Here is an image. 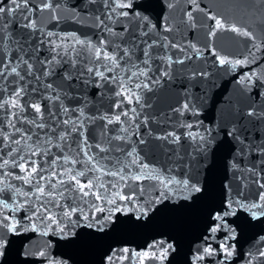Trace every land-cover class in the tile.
<instances>
[{
  "label": "water",
  "instance_id": "obj_1",
  "mask_svg": "<svg viewBox=\"0 0 264 264\" xmlns=\"http://www.w3.org/2000/svg\"><path fill=\"white\" fill-rule=\"evenodd\" d=\"M44 2L49 0H31L27 13L21 8L14 16L5 13L0 19V24L12 21L6 33L11 40L3 41L5 57L30 56L35 69L45 70L49 66L40 61L55 56L59 62L50 66L53 75L41 76L39 83L26 74L23 64L18 68L23 81L15 74L0 80V103L8 101L0 109V128L13 132L8 125L13 120L22 129L14 136L21 145L10 144L0 151V162L11 160L4 153L13 147L25 143L34 147L37 137L27 140V136L39 133L41 147L52 153L51 159L69 156L79 161L74 165L60 160L52 166L57 172L84 171L81 183L90 180L94 187L84 197L75 187L69 188L73 183L69 173L53 178L52 169L45 165L46 179L39 184L55 195L37 200L38 178L32 185L25 184L15 179L25 173L9 164L3 169L5 175H0V202L10 207L0 206V221L17 226L9 232L0 224V264H264V153L259 150L264 145V0H130V9L117 10L129 12L127 18L108 12L101 0L95 4L51 0L57 7L41 10ZM5 5L13 7L9 0H0V6ZM24 15L35 21V29L21 27ZM106 15L111 20L98 26L96 17ZM216 20L223 27L217 28ZM105 26L111 31L104 30ZM21 37L24 52H14L15 41ZM148 44L153 47L149 49ZM97 47L102 54L117 58L125 49L129 54L117 59L118 66L113 67L102 57L97 60ZM145 51L149 57L143 55ZM221 59L226 63L221 64ZM105 65L112 68L105 75L114 76L115 81L95 75ZM66 73L71 80L64 78ZM48 83L55 92L45 91ZM21 88V108L13 109L9 92ZM56 93L61 94L60 101L46 99ZM35 103L42 107L39 122L46 124L44 129L23 122L37 116L32 108ZM61 107L70 111L57 116L61 122L57 125L49 120V112ZM21 111L16 120L13 112ZM124 112L128 115L123 116ZM116 115H121V121L108 124ZM65 119L72 123L64 125ZM48 125L57 128L50 144L45 136ZM73 127L87 134L93 145L90 150L76 133L59 140L61 132ZM122 128L127 131L121 132ZM190 132L198 134L195 140ZM169 133L173 135L168 140L159 139ZM115 136L122 139L109 141ZM176 136L181 139L172 142ZM117 146L120 151L114 150ZM79 148L93 155V162L85 163L87 157ZM100 148L105 151L101 153ZM97 156L106 165L105 171H120L127 178L117 183L116 177L88 172ZM143 164L148 168L141 173ZM136 174L146 178L131 179ZM61 179L66 183L59 184ZM49 180L57 184L55 189ZM185 180L201 191L185 187ZM17 188L29 194L13 195ZM68 205L78 209L71 223L63 215ZM38 208L45 211L34 215ZM48 215L57 222H41V216ZM206 248L211 254L204 252ZM165 250L163 259L142 255L148 251L159 256Z\"/></svg>",
  "mask_w": 264,
  "mask_h": 264
},
{
  "label": "snow or ice",
  "instance_id": "obj_2",
  "mask_svg": "<svg viewBox=\"0 0 264 264\" xmlns=\"http://www.w3.org/2000/svg\"><path fill=\"white\" fill-rule=\"evenodd\" d=\"M9 2L13 5V7L9 8L7 5L5 6H0V19H3V16L5 13H8V15L14 16V14L16 13L17 9H23L25 13H27L28 11H30L29 9V4L31 2V0H22L21 3H18L17 0H9ZM97 2V0H89V3L95 4ZM101 2L104 4V6L106 7L107 11L113 14H118L119 16L125 17L127 18L129 16V12L127 11H120L117 13L118 9H130L132 7V4L129 0V2L125 3L123 2V0H101ZM55 7H57V5H54L53 3H51V0H49V2H44L41 5V10L44 9H52L54 10ZM111 15H106L104 18H101L100 16H97L96 19L99 21V25L98 26H104V21L105 19H109L111 20ZM23 19L25 21V23L21 24L22 28H28V29H35L36 28V23L35 21H31L30 17L28 15H24ZM12 21H8L6 23H2L0 24V80H8L10 76H12L13 74H15L16 77H18V81H23L25 79L24 75H21L20 72H18V68L20 67L21 64H23L25 66V72L28 76H33L34 79L39 83L41 76L47 78L51 75H53V72L51 70V65L54 62L59 63L58 61H56V57L53 56L52 59H46L43 61H40V63L42 65H47L49 66L47 70H45L44 67H42L41 69H35L34 65L32 63H30V56L29 59H24L23 56L21 55H16L15 57H5V54L3 53V41L5 40H11V34H6L7 30L10 27V23ZM216 26L217 28H221L223 27L222 23L220 20H216ZM104 30L107 31H111V29H108L106 26L104 28ZM234 31H238V29L233 28ZM245 35H248V33H244ZM49 37H51L53 35V33L49 32L47 34ZM23 37H21L20 40H16L15 43L18 45L17 49H14V52H19V53H23L24 52V43H22ZM51 43V42H50ZM77 43H85L84 41L81 40H77ZM101 43H104L103 41ZM155 43V42H153ZM90 47H92L90 45ZM153 44H148V48H152ZM37 51L39 50V48L37 47L36 49ZM129 54V50L125 49L124 50V55L120 56V57H113L111 55H109L107 52H104L102 54L101 48L97 47L96 48V57L97 60L99 61V59L102 57L104 60L110 61L112 62L113 67L118 66L116 64V60L120 59L123 60L124 56ZM143 55L145 57H149L150 53L148 51H145L143 53ZM15 62V64H14ZM179 63H183V61H177ZM143 63L146 65L148 63V60L145 59L143 61ZM221 64L226 63L225 60L221 59L220 60ZM236 63H241V61H237ZM14 64V66H13ZM10 69V70H9ZM88 71L91 73L93 72V69L89 68ZM112 68L107 67V65H105L104 67V71H97L95 72V75L98 76L101 80H113L115 81V77L112 76H106L105 73L106 72H111ZM39 72L40 75H36V73ZM165 75H167V72L164 73ZM133 75H136L135 73ZM139 75L142 76H146L147 72H140ZM193 75H195V73H193ZM66 80H71L72 76L68 73L65 74L64 77ZM18 81H13V83H18ZM45 91H49L51 90V92H55V89L53 88V85L51 83L45 84L44 86ZM33 92H36L37 89L33 88L32 89ZM23 93V89L21 88L20 90H14L12 92H9V95L12 97V103H11V107L13 109L16 108H21V105L18 103L19 98L21 97ZM117 95H122V93H117ZM46 99L56 102V101H60L61 99V94L60 93H56L55 95H49L46 97ZM139 101L137 100V103ZM8 105V101H4L3 103H0V109H5ZM24 108L27 107V105H23ZM53 107H55V104H53ZM117 107H120V105H117ZM188 105H185V108H187ZM32 108L35 110V113L37 114V116H35L32 119H27L25 118V120L23 121L24 123H27L29 125L34 126L35 128L38 129H44L46 127V124L43 122H39L40 120H42V107L40 105V103H35L32 105ZM70 111V109L68 107H61L58 111H52L49 112V120H51L53 123L59 125L61 122L58 121L56 118L57 116L63 112L65 114H67ZM132 111H135V109H133ZM23 114V112L21 111V113H16L13 112V116L15 117L16 120L20 119V116ZM81 114L83 115V113L81 112ZM123 116H127L128 113L124 112L122 114ZM251 115V113H250ZM121 121V115H116L114 119H108V124H113V123H117ZM62 123L64 125H68L70 123H72L71 120L65 119L62 121ZM8 125L13 129V132L9 133L7 131H4L2 128H0V151H2L4 148H7L8 145L10 144H14V145H21V140L15 139L14 136L16 134H21L22 133V129L20 127L16 126L15 121L13 120H9L8 121ZM49 129L48 133H45V136L47 137L46 143H51L52 142V136L55 135L57 128L55 127H51L50 125L47 126ZM105 127H107L105 125ZM187 127L192 128L193 125L189 124ZM80 128H83V125H80ZM27 132H31V129H27L25 130ZM121 132L127 131V129H120ZM49 133H51V135H49ZM71 133H76L77 136H83V144H84V148L87 149H91L93 147V145H91L89 143L88 140V136L86 133L80 131V129L73 127L71 128L70 132H61L59 135V140L63 141V140H67L69 138V136L71 135ZM230 135H232L233 133H229ZM39 133H32L31 135L27 136V140H32L33 136L37 137V140L35 141V146H29L25 143L24 147H13L11 148V150L7 151L6 153H4L5 155H7L8 157L11 158V160L9 159H2V162H0V175H5V173L3 172V169L7 168L9 166V164H11L13 167L15 168H19L20 172L25 173V175L20 176L17 175L15 177V179L18 180H22L25 184L28 185H32V181L34 178H38V182L35 185L36 190L38 195H36V199L40 200L43 196H49L52 197L55 195V193L53 192H47L46 189L44 187H42L39 184L40 180H45L46 177L45 175H43L45 173V165H47L49 168H51V177L55 178L56 176H63L65 173H69L70 175L68 176V179L73 182L72 184L69 185V188L75 187L81 194L82 196L86 197L89 196L92 192V189L94 187L92 181H87V183H81L80 178L81 177H85L86 176V172L84 171H73V169L71 168H67L65 169L63 172H57L55 168H53L52 166L57 165L58 162L60 160H63L64 163H68L69 160L71 161L72 164H77L79 161H77L76 159H71V157L69 156H57L55 159H51L52 153L41 147V141L39 140ZM103 135V133H102ZM173 134L169 133L167 136H163V137H159V139H163V140H168L169 137H171ZM189 137L193 140L196 139V136L198 134H194V133H189L188 134ZM122 139V137L120 136H115V137H110L109 141L111 140H120ZM181 139L180 136H176L175 139L172 142H178ZM203 139V138H201ZM7 141V144H4L3 142ZM143 142V141H141ZM73 143H75V140L73 141ZM57 148H60L59 144L55 145ZM95 147L99 148V145H95ZM84 148H79L78 152L80 151H84ZM101 153H103L105 150L100 148L99 149ZM114 150L116 151H120L121 149L117 146ZM261 153H264V145L260 146ZM61 151H63L61 149ZM135 151V149H133V152ZM241 153H243L244 149L243 147L240 148L239 150ZM29 153L28 155H23L22 153ZM133 152H128L127 155L128 156H132ZM84 155L87 157V160L85 161V163H91L93 162V155H89V153L87 151H84ZM36 157H39L38 159H36ZM48 157V160H45L44 158ZM103 159H107V157H103ZM138 160V158H137ZM137 160H132L131 163L132 164H137ZM126 167V166H125ZM238 165L233 164V168H237ZM106 165L101 163V158L99 156L96 157L95 160V166L93 168H89L88 172H92V171H99L102 172L104 175H110L113 177L117 178V183H119V181L125 180L127 177L124 175H121L120 171H105ZM148 165L147 164H143L142 169H141V173L143 172L144 169H147ZM121 171H123L121 169ZM7 175H11V173H7ZM146 177L142 174H136V175H132L131 179L136 180V181H140L142 179H145ZM59 184H65V180L61 179L59 182ZM168 183H172L171 180L168 181ZM184 185L185 187H190L192 191L194 192H200L201 188L198 187L195 184H190L189 180H185L184 181ZM49 186L53 189H55L57 187V184L55 183H51V180H49ZM116 185L113 184L112 187H115ZM9 187H11L9 185ZM101 188H103V185H100ZM261 187H264V184L261 185ZM87 189V190H86ZM22 194L27 196L29 193L27 192H22L21 189L17 188L15 190V192L13 193V195L16 194ZM132 197L130 196H120V199H125V200H131ZM97 199H102V197L97 196ZM262 199H264V197H262ZM115 200H111L109 201V203H113L115 204ZM0 206H2L4 209H7L10 207V205L6 202H0ZM253 208L258 207V205L253 204L252 205ZM41 211H45L42 208H38L35 210L34 215L35 214H39ZM98 211H103V209H98ZM78 209L76 207H72L71 205H68V210L65 211L63 213L64 217L68 218V222L71 223V217L73 215V213H77ZM253 215L255 216V213H253ZM44 219H47L49 221H51L52 223H56L57 221L55 220V218L51 215H48L47 217L41 216V222H43ZM5 220H7V218H5ZM18 223V222H17ZM0 224H4L5 227H7L9 232H12L16 229L17 224L16 223H12V224H6L5 221H0ZM61 231H63V229H61ZM213 231H215V229H213ZM3 247V241H0V248ZM150 247H154V246H150ZM125 252H127L128 250L125 249ZM226 253L228 255H231V252H228L227 249H225ZM204 252L207 254H211V250L206 248L204 249ZM167 254V250H165L164 253L160 254L159 256L156 255L155 252L151 253V255L149 254L148 251H145L142 255L144 258L147 259H151V258H156V259H163L164 256ZM41 255H43V253H41ZM138 257L141 254H136ZM128 257H126L127 259ZM111 259V258H110ZM198 259H203V257H199Z\"/></svg>",
  "mask_w": 264,
  "mask_h": 264
}]
</instances>
